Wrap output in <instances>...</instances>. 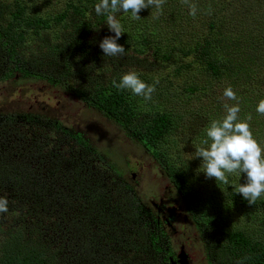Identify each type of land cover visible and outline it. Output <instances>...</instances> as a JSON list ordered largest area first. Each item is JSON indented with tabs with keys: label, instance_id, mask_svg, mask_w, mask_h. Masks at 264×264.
Masks as SVG:
<instances>
[{
	"label": "trees",
	"instance_id": "trees-1",
	"mask_svg": "<svg viewBox=\"0 0 264 264\" xmlns=\"http://www.w3.org/2000/svg\"><path fill=\"white\" fill-rule=\"evenodd\" d=\"M239 1L198 4L195 17L181 0H165L159 14L143 9L138 20L119 12L124 33L117 43L125 54L105 57L96 36L110 30L106 17L95 14L99 0H0V83L59 86L140 142L168 177L171 194L184 201L192 226L211 240L209 264H264V237L230 228L232 217L222 212L238 205L264 216V196L249 204L231 186L246 175L231 174L225 185L199 178L182 155L169 158L180 127L178 138L206 136L210 122L223 117L225 85L239 97V118L251 114V131L264 146V115L256 112L264 99V13L259 20L245 10L241 22ZM128 71L155 85L150 101L113 86ZM27 126L61 135L68 150L44 153V137L20 138ZM97 138L54 114L0 111V196L9 209L0 214V264H142L134 259L140 254L149 264L176 262V243L110 161L111 150H100L108 142ZM94 165L113 175L119 190L103 188ZM205 181L208 197L201 193ZM18 197L22 208L13 202Z\"/></svg>",
	"mask_w": 264,
	"mask_h": 264
},
{
	"label": "rangeland",
	"instance_id": "rangeland-1",
	"mask_svg": "<svg viewBox=\"0 0 264 264\" xmlns=\"http://www.w3.org/2000/svg\"><path fill=\"white\" fill-rule=\"evenodd\" d=\"M194 1L196 6H198V4H205L212 0ZM250 2L251 3L248 5L247 1H239L236 7L239 21L242 22L246 13L245 10L247 12L255 13L256 15L254 17H258V19L259 17H263L264 7L262 8L260 0H250ZM147 9L148 8H146V10ZM109 32L110 31L108 30H103L102 34L99 33L96 36L99 39L98 43H100ZM100 73L101 72L98 71V74ZM226 87L228 86L225 85L222 87V91ZM248 88L251 89L250 87ZM25 108L60 116L65 124L75 128L77 131L86 133L88 138L92 141H98L99 139L97 137L100 136L102 141L105 139L108 143L105 147H100V150L106 153L111 150L112 154L110 155V161L120 169L125 181H130V183L133 184V187L141 193V198L143 199L145 197L147 202H150L151 200L159 201L161 197L169 196L171 193H174L171 192V184L168 177L163 175L160 167L140 142H136L135 140L132 141L131 138L125 135L123 130L109 122L104 116L86 109L84 105L67 90L59 86L50 87L46 84L33 81L16 84L11 82L0 83V111ZM184 124L186 126L188 125L187 122ZM182 128L184 127L182 126L179 128L180 133L177 132V135L181 134ZM176 136L174 137V142H172L169 150V158H172L171 161H177L182 155L188 165L198 172L197 175L199 178H206L207 180L208 178L201 167L202 158L195 157L196 148L204 146L203 141L207 137L203 135L195 138L193 135L190 139H183L185 136H181L180 138ZM39 137H44L48 141V143H46L45 140L39 142V144L44 147V153L48 150L51 152L59 150L60 153L68 150V147L63 143L62 136L59 134L48 132L43 129H37L35 126L23 127V130L20 132V138H22V140ZM92 167L93 171H98L102 174L103 188L110 190L118 189L120 182L117 181L115 184L113 182V175L102 169L99 165H94ZM241 181L243 182V178H241ZM244 181L246 180L244 179ZM115 185H117L116 188ZM203 186L202 188L204 191H202V189L201 193L203 192L202 195L204 197L213 195L212 191L206 188V181ZM173 196L177 199L175 195ZM13 202L14 204H17L18 208H22L25 204L19 197L18 199L13 200ZM183 204L184 201L182 200L181 205L183 206ZM10 205L12 206V204H9V206ZM212 210L217 212L220 211L214 203ZM222 212H229L228 214L232 217V223L229 224L230 228L247 229L249 234H256L257 236L264 237V216L259 214L260 211L251 209L250 207H240L235 205L231 206L229 211ZM8 218L9 216H6V219ZM9 219L15 220L13 218ZM23 221L25 222V219H23ZM176 223L174 226L179 228L185 237V240L178 242V244H184L185 246L190 245L188 251L195 259L194 264H203L206 248L211 240L209 238H204L203 233L197 231L195 227L191 225L190 219L181 220L180 218V221H177ZM192 245L194 247H192ZM62 247L57 249V253L63 249ZM63 256L65 255H62V258ZM134 259H139L142 264H149V257L147 254L137 255ZM63 262L65 263V261Z\"/></svg>",
	"mask_w": 264,
	"mask_h": 264
},
{
	"label": "clouds",
	"instance_id": "clouds-1",
	"mask_svg": "<svg viewBox=\"0 0 264 264\" xmlns=\"http://www.w3.org/2000/svg\"><path fill=\"white\" fill-rule=\"evenodd\" d=\"M189 7V15L195 17L196 5L189 0H181ZM165 0H99L94 11L97 16L106 17V25L114 36H106L99 44L105 57H119L125 54V48L117 43L124 33L116 14L131 13L133 19H140L139 13L146 8H154L156 13L162 12ZM113 86L120 90H129L133 95L142 97L145 101L152 99L155 85H149L140 79L134 71H128L120 76L119 82L113 80ZM224 100V115L214 119L206 127V139L201 147L196 148L195 157L202 158L201 167L207 178L229 185L228 176L245 174L243 184L231 185L235 193L240 194L249 204L264 196V147L255 139L249 121L251 114L245 120L239 118L241 111L239 97L229 85L222 93ZM234 101L235 103H228ZM256 112L264 115V99H261ZM8 199L0 196V214L8 212Z\"/></svg>",
	"mask_w": 264,
	"mask_h": 264
},
{
	"label": "flooded vegetation",
	"instance_id": "flooded-vegetation-1",
	"mask_svg": "<svg viewBox=\"0 0 264 264\" xmlns=\"http://www.w3.org/2000/svg\"><path fill=\"white\" fill-rule=\"evenodd\" d=\"M174 195V194H173ZM172 194L169 196H164L157 200H151L150 202L146 203L148 206V210L152 213L153 216H155L158 220V223H160L161 227L164 228L168 233L171 239L174 240L176 243V253H177V259L175 264H178L179 255L182 251H185L188 255V259L190 260L191 264H194V257L192 254L188 251V248L190 247L185 246L184 244H178V242H182L181 238L184 237V234L181 233V230L179 228H176L174 224L178 221L185 219H188V215L186 214V210L184 206L181 205L180 199H176ZM177 225V223H176ZM192 225V224H191ZM185 238V237H184ZM176 240V241H175ZM192 247H194L192 245ZM205 264H209L207 262V259L204 260ZM203 263V264H204Z\"/></svg>",
	"mask_w": 264,
	"mask_h": 264
},
{
	"label": "water",
	"instance_id": "water-1",
	"mask_svg": "<svg viewBox=\"0 0 264 264\" xmlns=\"http://www.w3.org/2000/svg\"><path fill=\"white\" fill-rule=\"evenodd\" d=\"M178 264H191L190 260L188 259V255L185 251H182L181 254L179 255Z\"/></svg>",
	"mask_w": 264,
	"mask_h": 264
}]
</instances>
